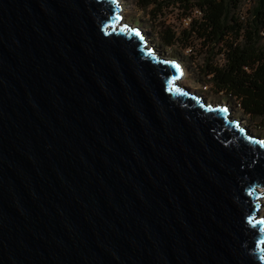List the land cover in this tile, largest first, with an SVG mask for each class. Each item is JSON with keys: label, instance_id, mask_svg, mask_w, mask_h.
Here are the masks:
<instances>
[{"label": "water", "instance_id": "95a60500", "mask_svg": "<svg viewBox=\"0 0 264 264\" xmlns=\"http://www.w3.org/2000/svg\"><path fill=\"white\" fill-rule=\"evenodd\" d=\"M122 11L0 0V264H264V136Z\"/></svg>", "mask_w": 264, "mask_h": 264}, {"label": "trees", "instance_id": "16d2710c", "mask_svg": "<svg viewBox=\"0 0 264 264\" xmlns=\"http://www.w3.org/2000/svg\"><path fill=\"white\" fill-rule=\"evenodd\" d=\"M253 1L246 11L244 0H136V4L142 10L153 8L150 14L155 16L164 7L178 5L190 23L181 31L157 23L162 45L176 53L178 48L192 50L196 41L208 49L213 46L207 59L221 56L223 63H205L212 90L236 99L250 120L264 129V0ZM215 47L219 51L214 52Z\"/></svg>", "mask_w": 264, "mask_h": 264}, {"label": "rangeland", "instance_id": "374dc122", "mask_svg": "<svg viewBox=\"0 0 264 264\" xmlns=\"http://www.w3.org/2000/svg\"><path fill=\"white\" fill-rule=\"evenodd\" d=\"M244 3V9L246 11L248 8H252L254 1L244 0ZM121 4H123V11H125L123 19L124 22L127 21L132 26L137 25L142 27L146 35H148L151 44L166 52L169 56L180 60L186 70L185 77L180 80L183 85L189 87L192 90L198 91L209 101L212 100L215 102L229 103L231 105L234 117L241 119L242 122L246 124L253 133L264 136V129L260 128L256 122H252L250 120V117L243 112L236 99L232 97L230 98L228 95L223 93H220V96H217L214 90H212V85L209 83L211 76L206 75L203 70L205 68V63L208 60H210L212 63H223L221 56H210V59H207V57L210 55L208 50H210L211 47L213 48V46L209 47L208 49L207 47L201 45L200 42L196 41L192 50H183L182 48H178L176 49V53L173 51V49L166 48L162 45L161 41L156 35L155 25L157 23L161 22L166 25H170L177 31H181L182 29L188 27L184 20L185 12L178 8V5H170L166 8L164 7L161 11L157 12V16H155L150 14V10L153 8H149L148 10L139 9L136 4V0H121ZM218 49V47H215L214 52L219 51ZM260 190L263 193V207L260 212L262 215H264V188L261 187Z\"/></svg>", "mask_w": 264, "mask_h": 264}, {"label": "snow or ice", "instance_id": "6c2138e0", "mask_svg": "<svg viewBox=\"0 0 264 264\" xmlns=\"http://www.w3.org/2000/svg\"><path fill=\"white\" fill-rule=\"evenodd\" d=\"M113 2H115V0H113ZM137 35H139V33H136ZM262 146H264V141L260 142ZM250 223L252 222L251 219L249 221ZM257 223H261V224H264V219H260L257 221Z\"/></svg>", "mask_w": 264, "mask_h": 264}, {"label": "built area", "instance_id": "2783aa9c", "mask_svg": "<svg viewBox=\"0 0 264 264\" xmlns=\"http://www.w3.org/2000/svg\"><path fill=\"white\" fill-rule=\"evenodd\" d=\"M198 14L201 15V12L198 11ZM189 19H190V18H188V17H185V18H184V20H185V22H186L187 25H189V23H190V22H189Z\"/></svg>", "mask_w": 264, "mask_h": 264}, {"label": "bare ground", "instance_id": "6f19581e", "mask_svg": "<svg viewBox=\"0 0 264 264\" xmlns=\"http://www.w3.org/2000/svg\"><path fill=\"white\" fill-rule=\"evenodd\" d=\"M122 13L125 14V11H123ZM144 34H146V33L144 32ZM146 36H147L146 38L149 40L148 35H146ZM185 73H186V70H185Z\"/></svg>", "mask_w": 264, "mask_h": 264}]
</instances>
